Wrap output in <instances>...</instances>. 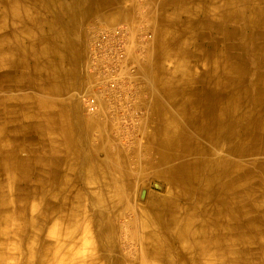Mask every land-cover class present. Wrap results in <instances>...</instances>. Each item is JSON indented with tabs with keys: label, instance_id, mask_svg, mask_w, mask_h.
<instances>
[{
	"label": "bare ground",
	"instance_id": "6f19581e",
	"mask_svg": "<svg viewBox=\"0 0 264 264\" xmlns=\"http://www.w3.org/2000/svg\"><path fill=\"white\" fill-rule=\"evenodd\" d=\"M145 5L155 45L123 12L57 84L73 87L56 137L80 177L57 182L55 209L13 176L28 148L0 147V264H264V0ZM142 46L163 56L145 66Z\"/></svg>",
	"mask_w": 264,
	"mask_h": 264
},
{
	"label": "crops",
	"instance_id": "0c3cea01",
	"mask_svg": "<svg viewBox=\"0 0 264 264\" xmlns=\"http://www.w3.org/2000/svg\"><path fill=\"white\" fill-rule=\"evenodd\" d=\"M147 9L145 0H0V69L4 75L0 78L4 84L0 87V135L5 139L0 147L13 154L20 151V142L28 148L23 154L29 171L23 176L16 171L13 176L49 187L50 198L44 207L55 209L51 197H57L59 180L69 175L80 177L72 172V159L56 137L62 127L60 115L70 112L63 106L73 95L72 86L62 89L57 84L76 72L78 54L74 51L85 46L92 30L125 24L120 18L123 12L133 18L141 14L138 20L144 22L140 28L146 46L155 45L158 28L148 26L153 18L143 14ZM146 27L149 31L145 32ZM139 52L145 66L163 56L156 46H142ZM169 61L167 58V66ZM243 85L252 88L248 82ZM28 124L35 128L28 129ZM7 168L8 164H0L1 170ZM22 186L25 194H35L31 186ZM48 241L45 239V249Z\"/></svg>",
	"mask_w": 264,
	"mask_h": 264
}]
</instances>
